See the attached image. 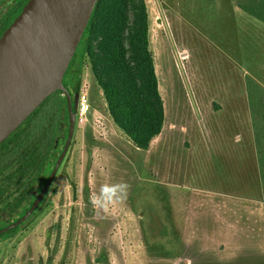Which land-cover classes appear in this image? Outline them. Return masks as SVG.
Instances as JSON below:
<instances>
[{
  "label": "rangeland",
  "instance_id": "374dc122",
  "mask_svg": "<svg viewBox=\"0 0 264 264\" xmlns=\"http://www.w3.org/2000/svg\"><path fill=\"white\" fill-rule=\"evenodd\" d=\"M146 3L161 134L148 151L136 148L110 118L88 63L89 119L60 187L23 242L0 246V264H101L102 252L110 264H264L255 155L236 165L214 153L250 157L245 83L264 87V28L236 0ZM121 181L130 185L126 200L94 209L90 196Z\"/></svg>",
  "mask_w": 264,
  "mask_h": 264
},
{
  "label": "trees",
  "instance_id": "16d2710c",
  "mask_svg": "<svg viewBox=\"0 0 264 264\" xmlns=\"http://www.w3.org/2000/svg\"><path fill=\"white\" fill-rule=\"evenodd\" d=\"M236 7L252 19L258 29L259 25L264 28V0H236ZM150 46L146 0H98L64 78V84L75 96L81 90L85 66L89 63L113 123L143 151L150 149L166 120ZM261 84L247 77L245 87L264 210V87ZM30 125V151L35 150L30 153L31 157L40 155L39 141L44 135L45 155L47 160L52 159L56 136L59 135L62 148L69 131L63 92L51 94L31 115ZM47 166L49 174V162ZM97 260L110 264L103 252Z\"/></svg>",
  "mask_w": 264,
  "mask_h": 264
},
{
  "label": "water",
  "instance_id": "95a60500",
  "mask_svg": "<svg viewBox=\"0 0 264 264\" xmlns=\"http://www.w3.org/2000/svg\"><path fill=\"white\" fill-rule=\"evenodd\" d=\"M98 0H28L0 38V139L16 130L54 92L65 94L69 131L44 188L30 210L0 230L29 217L44 197L73 141L79 93L64 84L71 61Z\"/></svg>",
  "mask_w": 264,
  "mask_h": 264
},
{
  "label": "flooded vegetation",
  "instance_id": "af4514ba",
  "mask_svg": "<svg viewBox=\"0 0 264 264\" xmlns=\"http://www.w3.org/2000/svg\"><path fill=\"white\" fill-rule=\"evenodd\" d=\"M27 1L0 0V38L21 13ZM70 92L74 99L75 96L72 91ZM30 117L31 115L16 130L5 138L0 139V230L21 219L30 210L63 151L64 144L61 148L58 135L52 148L53 157L47 160L45 155V137L42 135L39 141L40 155L36 156L33 154L31 157L30 153L35 150L30 151V145L32 144ZM77 129H75L73 141ZM72 146L73 143H71L48 191L39 202L35 211L19 223L18 226L0 233V246H4L15 239L23 242L26 235L29 234L31 226L46 212L48 201L57 193L60 187L64 166ZM21 149L23 150L22 153ZM47 162H49V174L47 173Z\"/></svg>",
  "mask_w": 264,
  "mask_h": 264
},
{
  "label": "clouds",
  "instance_id": "9594fccd",
  "mask_svg": "<svg viewBox=\"0 0 264 264\" xmlns=\"http://www.w3.org/2000/svg\"><path fill=\"white\" fill-rule=\"evenodd\" d=\"M130 185L127 182L121 181L118 183H104L98 191L92 194L89 202L93 208H99L107 211L111 206L123 203L128 195Z\"/></svg>",
  "mask_w": 264,
  "mask_h": 264
},
{
  "label": "built area",
  "instance_id": "2783aa9c",
  "mask_svg": "<svg viewBox=\"0 0 264 264\" xmlns=\"http://www.w3.org/2000/svg\"><path fill=\"white\" fill-rule=\"evenodd\" d=\"M90 109L91 108L88 95V86L83 83L79 93V101L76 116V122L78 126L85 125L88 122ZM95 123H99V121H95Z\"/></svg>",
  "mask_w": 264,
  "mask_h": 264
},
{
  "label": "crops",
  "instance_id": "0c3cea01",
  "mask_svg": "<svg viewBox=\"0 0 264 264\" xmlns=\"http://www.w3.org/2000/svg\"><path fill=\"white\" fill-rule=\"evenodd\" d=\"M246 98H247V95H246ZM248 111H249V108H248ZM249 117H250V112H249ZM250 119V124H251V118H249ZM251 129H252V125H251ZM252 138H253V142L251 143V145H252V149H251V153L250 154H248V155H250V157H248L247 156V154H245L246 156H243L244 154L241 152H239V150L238 151H236V153L235 154H233L232 152H230V153H224L223 151H221V150H219V152L220 153H218L217 151L216 152H214L215 153V155H217V156H223V157H228L230 160H227L229 163H233V164H236V165H239V164H245V158L247 157L248 159H250V160H254L253 159V154L255 155V161H257V155H256V150H255V144H254V136H253V130H252ZM237 148V147H236ZM248 159H247V161H248ZM258 168V167H257ZM226 182H229V181H226ZM232 182V181H231Z\"/></svg>",
  "mask_w": 264,
  "mask_h": 264
}]
</instances>
